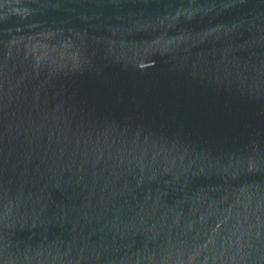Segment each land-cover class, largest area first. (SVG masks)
Masks as SVG:
<instances>
[{"label":"water","instance_id":"1","mask_svg":"<svg viewBox=\"0 0 264 264\" xmlns=\"http://www.w3.org/2000/svg\"><path fill=\"white\" fill-rule=\"evenodd\" d=\"M0 264H264V0H0Z\"/></svg>","mask_w":264,"mask_h":264}]
</instances>
